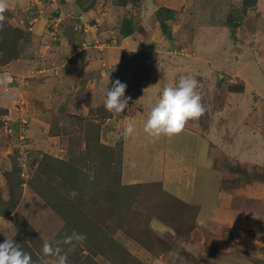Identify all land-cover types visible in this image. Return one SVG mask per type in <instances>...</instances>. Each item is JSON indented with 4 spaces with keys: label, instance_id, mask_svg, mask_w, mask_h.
Wrapping results in <instances>:
<instances>
[{
    "label": "rangeland",
    "instance_id": "obj_1",
    "mask_svg": "<svg viewBox=\"0 0 264 264\" xmlns=\"http://www.w3.org/2000/svg\"><path fill=\"white\" fill-rule=\"evenodd\" d=\"M11 1L8 0L9 6L21 4ZM27 1L26 6L16 7L17 16L10 20L11 23L10 13L5 16L10 24L26 32V38L18 43L17 59L30 63L25 69L22 67L20 77L12 75L13 86L0 84V94L7 97L5 104L15 119L7 123L13 128L8 134H3L5 128L0 126L4 141L0 144V159L6 155V164L0 163V186L4 185L5 172L14 163L20 164L28 179L43 158L50 155V158L69 160L71 157L79 162L77 165L72 163L80 167L78 177L82 184L78 185L79 190L84 189L93 201L89 202L80 194L70 198L69 190L72 191L68 186H59L55 191L51 181L49 184L53 189L47 183L39 185L52 205L65 215L63 217L26 184L24 178L21 192L34 197V202L32 198L29 200V210L28 202L25 208L14 210L20 218L19 223L14 222L15 217L3 215L9 222L4 237L16 241L24 238L36 251L39 238L40 242L55 243L76 231L87 237L74 249L85 264H90L84 260L86 256L94 264H115L89 250L96 248L93 245L96 239L103 238L101 231L123 245L142 264H264V0H255L246 7L243 0H180L172 17L163 23L159 22L156 12L158 4L164 0H82L86 6L92 3L87 11L82 10L79 0ZM172 2L176 3V0ZM55 11L57 14L53 13ZM210 13L216 15L214 25L204 24V17ZM127 18L131 30L124 36L122 29ZM32 24H35L34 36L30 31ZM163 24L168 27V34L162 31ZM102 52L107 54L104 59L99 58ZM15 60L9 61L7 66ZM103 67L107 71L102 74ZM96 72L103 77L97 81L98 86L91 79L87 88L74 98L78 103L75 110L78 115L74 116H83L87 124H99L100 141L116 149L111 155L110 168L106 165L104 169L102 165L103 171L99 162L85 156L84 127L79 134L78 131L74 133L71 118L61 119L67 128L64 137H50L49 129H38L48 120L38 118H42L44 112L52 116L54 113L51 114L49 108L58 109L53 107L56 97L52 96L51 101L44 97L46 77L61 84L57 85L55 94L62 91L65 95L69 91L64 87L71 89L80 82L83 84ZM181 75L194 76L199 81L197 91L206 111L199 119L189 120L180 134L154 139L143 131L154 93ZM108 76L109 88L111 81L116 79L127 85L128 107L119 114L110 113L103 107V90ZM5 86L11 88L5 91ZM13 101L15 106L10 108ZM63 102L69 106L72 98H65ZM22 118L30 119V130L33 131L27 132ZM128 121L135 122L136 130L131 136L117 140ZM3 123L0 120V124L5 125ZM18 134L24 138L12 143V137ZM27 140L30 149L25 145ZM196 142L197 156L193 157L190 150ZM211 149L214 153L208 170L199 169L200 183L193 184L194 187L190 184L193 195L189 186H185L190 181L189 172L193 168L208 167L206 162L210 158L204 153ZM90 150L89 157L97 153ZM178 166L181 172L177 170ZM47 168L43 165V173L38 176L41 183L47 182V175L51 173ZM94 169L98 175L93 173ZM202 170L207 176L201 177ZM106 172L110 177L103 176ZM117 172L119 175H115ZM169 180H172L170 186ZM119 184H138L135 193L138 200L133 203V208L140 210L130 216V226L133 218L146 210L162 218L169 227H145L143 221V226L138 222L131 228L126 220L125 231L110 232L114 215H109L112 211L105 204L104 196L100 198L101 192L97 191V201L92 199L91 192H96L101 185L110 192ZM192 195L189 203L177 199ZM110 196L106 195V198ZM2 197L7 198L5 191ZM165 198L170 206L160 208ZM152 199L160 203L154 211L145 205ZM44 203L51 209V215L44 213L45 219L40 215L31 220L27 213L32 215L36 207L40 211ZM71 212L86 214L98 232L88 234L82 228H72L70 222L76 221L77 215L72 213L68 217ZM123 212H127L125 207ZM41 219L43 223L39 224ZM41 225V228L46 226L44 231L47 237L50 235L48 239L37 233L36 229ZM30 229L37 233L35 241L26 236ZM92 229L90 226L89 230ZM40 250L37 253L43 262L53 264L54 258L45 257Z\"/></svg>",
    "mask_w": 264,
    "mask_h": 264
},
{
    "label": "trees",
    "instance_id": "obj_2",
    "mask_svg": "<svg viewBox=\"0 0 264 264\" xmlns=\"http://www.w3.org/2000/svg\"><path fill=\"white\" fill-rule=\"evenodd\" d=\"M125 1L126 2H132L134 0H125ZM243 2H244V7H246L247 5L254 4L255 0H243ZM78 3L80 5V7L82 8V10H84V11H87L90 8V5L92 4L91 3L89 6L88 5L86 6L83 4L82 0H79ZM173 12L174 11L171 8H168L165 6H160L156 12L158 19H160L159 22H161V23L165 22V20L172 17ZM53 13L56 14V12H53ZM4 15L6 16L7 13L5 12ZM124 25L125 26L122 29V35L128 36L130 34V30H131L129 18L125 19ZM167 28L168 27L166 26V24H163L162 31L164 32V34H168ZM26 35H27L26 32L22 28L17 27V26H13L7 20L5 21L3 29L0 30V66L6 65L9 61L15 60L18 58V48H17L18 43L20 42V40L26 38ZM93 109L95 110V108H93ZM69 117L71 118V121H73L72 127L74 126V133H77V131H78V134H79V132L82 131V127H84L83 133H85V143H86V147H87V149H86L87 152H86L85 156H87V159L90 161H93V162H96V161L99 162L101 164L100 169L102 171L106 168V165H108V168H110V165L112 163L111 161H113L112 160L113 156H111V155H114V152L116 151V149L114 147L107 146L106 144H103L100 141L99 124H97V125L91 124V123L87 124L86 121H84L83 116H81V115H79V116L67 115L66 120ZM50 121H52V119ZM53 121L57 122V117H53ZM76 121H78V122H76ZM82 122H84L85 124H83ZM77 128H78V130H77ZM66 131H67L66 126L58 125L56 128L50 127L49 132L52 135L56 133L55 135H58L59 137H64L66 135ZM91 147L93 148L92 150H90ZM89 150L92 152H95V150H96L97 153L96 154L93 153L89 157L88 156ZM49 156H47V158H43L42 161H40V163L38 164V166L36 168V172H34V175L28 179H27V177L24 176V173L22 172V169L19 166L20 164L16 165L14 163L13 167L7 173L5 172L6 189H2L0 187V215L1 216L8 215L11 217H15L14 222L19 223L18 220L20 218L18 219V215H17L18 213L17 212L14 213V210L18 207V205L20 204L21 199H22L21 189H22V182L24 181V178H25V181L27 179L26 184L31 186L44 199V201L46 200V203L50 204L52 206V208L57 210V213L59 215H62L63 217L65 215H63L61 213L59 208L52 205V203H51L50 199L48 198V196L46 195V193L44 191H42V189L40 188V186H42V184L47 183L48 184L47 186L50 189H53V187H54L55 191H57L59 186H60V188H63L64 186L65 187L68 186L71 188V191H73V190L76 191V193H77L76 196H78V194H80V197H84V199H86V200L88 198L89 202L93 201L90 199L89 194H86L84 192V189L80 188V190H79L78 185L79 184L81 185L82 181H81V178L78 177V171H80L79 170L80 167L76 166L79 163L78 159L72 158V160H71L70 159L71 157H70L69 160H60V159H56L53 156H52L53 158H50L51 156L50 157ZM72 163H75L76 165H74ZM43 165H46L48 167L47 171L51 172V173L49 175H47L48 176L47 182L41 183L38 176L40 173H43V170H42ZM102 165H103L104 169L102 168ZM105 171H107V170H105ZM99 172H101V171L99 170ZM93 173L95 175L96 174L98 175L97 169H94ZM105 174H107V175H105ZM115 175H119V172H117ZM103 176L105 178L110 177L107 172L104 173ZM75 180H76V184L74 183ZM49 182L51 184H53V187L49 184ZM96 182H98V181H96ZM113 183H114V180H113ZM94 185H95V182H94ZM137 188H138V184H129V185H125V184L120 185L119 184L118 188L116 189L117 192L114 189V187H113V191L110 189V192H108V190L103 185H101V188L99 187V188L95 189L96 192H91L92 199H94L96 201L99 199L98 198L99 192H101L100 198L104 196V201L106 200L105 204L108 206L109 211L110 210L112 211V214H109V215H114L112 226L109 227L110 232H114V231L116 232V230H119V229L124 230V226H126V224H125L126 220H127L126 223L128 224L130 216L136 214V210H140V209H134L133 208V203L136 204V202L138 200V197L137 198L135 197V193H137ZM3 191H5L7 193V198L2 197ZM97 191H99V192H97ZM128 193H130V196ZM147 193L152 195L151 192H146V194ZM56 194L59 195L58 193H56ZM69 194H70V190H69ZM106 195H111V196H110V198H106ZM133 197H134V199H133ZM174 197H176V196H174ZM161 199H163V198H161ZM177 199L180 200V198H178V197H177ZM60 200H62V197H60ZM81 201H82V199H81ZM163 201H165V203H161V207H160V203H158L157 200L155 202V199L148 201V203H146L145 205L150 206V210L153 208L152 211H154L157 207L163 208L165 206V208H167L168 206H170V204L168 203L169 201L167 202L166 198ZM124 207L127 211L126 213L123 212ZM131 209L133 211H131ZM72 213L76 214V212H71L67 216L71 217V215H73ZM76 215H77L76 221L73 219L72 222H70L72 228L74 227L75 230L78 228H82V229H84L83 231H85V232L87 231L88 234H91V233L95 234L96 232H98L96 230L94 222L92 220H90L86 214H85V216H83L84 214H82V212H80V214L77 213ZM152 215H153V213L148 212L146 210H144V212H140L139 216L137 215V217L133 218L135 220L132 221L131 226H134V224L138 223V222H140L141 225L143 226V224H142L143 221L145 222L144 223L145 227H150V226L153 227V225H156L157 227L164 228V227L168 226L165 224L166 222H164V220L162 218H160L158 216H154V215L152 216ZM129 224H128V226H130ZM90 226L93 227L92 230H89ZM145 227H143V228H145ZM131 228H133V227H131ZM101 234L103 235V238L100 236L98 241L96 239V241H95L96 243L93 244L96 248H93V247L89 248V250L93 251L94 254H100L105 259H107L108 261L115 263V264H142L137 259V257H135L123 245L116 242V240H112V238H109L106 232L101 231ZM128 234L130 235V233H128ZM36 235H37V233L34 230H31L30 233L26 234V236L28 238H30V241L31 240L35 241L34 236H36ZM97 236H98V234H97ZM60 237L61 236H59V238ZM23 239L17 240V241L15 240V241L19 244V246L24 251L31 253L32 258L35 261V264H45L37 253L38 250H40L42 248L43 242H40L41 239L39 238V240H38L39 243L36 247V251H35V249H33L31 247V245L29 246L26 243V241H24ZM60 239H62V238H60ZM67 249H68V247L65 250L67 251ZM73 251L74 250H72V252ZM80 257H82V256L81 255L76 256V251H74V253H72V254H69V252H68L69 264H85L84 262H82L83 260H80ZM85 259L90 264H94V262L92 261L91 258H89V256H86V258H84V260Z\"/></svg>",
    "mask_w": 264,
    "mask_h": 264
},
{
    "label": "clouds",
    "instance_id": "obj_3",
    "mask_svg": "<svg viewBox=\"0 0 264 264\" xmlns=\"http://www.w3.org/2000/svg\"><path fill=\"white\" fill-rule=\"evenodd\" d=\"M8 0H0V30L3 29L6 17L4 13L8 10ZM114 70V68H113ZM12 76L6 75L0 78V84L11 82ZM109 76L104 86L103 107L108 112L121 113L128 107L130 97L125 96L127 85L119 79L111 81V87H107ZM199 81L190 75H181L178 80L157 88L154 99L150 104L149 111L143 126V131L154 139L161 136L171 138L180 134L189 120L199 119L206 111L202 103V96L197 91ZM135 122L128 121L122 132L117 135L128 137L135 131ZM76 191L70 193V198H75ZM87 239L85 234L73 231L65 235L55 243L48 241L42 244V253L45 257H53V264H69L68 252L74 250L79 244ZM62 245H67L65 251ZM0 264H35L31 253L24 251L14 239L5 238L0 242ZM46 264V262H45Z\"/></svg>",
    "mask_w": 264,
    "mask_h": 264
},
{
    "label": "crops",
    "instance_id": "obj_4",
    "mask_svg": "<svg viewBox=\"0 0 264 264\" xmlns=\"http://www.w3.org/2000/svg\"><path fill=\"white\" fill-rule=\"evenodd\" d=\"M13 1H15L16 3H21L20 5H18V4H15L14 6H9V8H8V10L6 11L7 12V14H9L10 13V15L8 16V19H9V21L12 19V20H14V18L17 16V14L15 13V10L16 9H18V8H20L21 7V5H27V3H28V1L27 0H13ZM13 1H11V3L13 2ZM173 1H175V0H173ZM179 1L180 0H176V3H173L172 2V0H170V1H168L166 4L164 3L165 2V0H164V2L162 1L160 4H158V7H160V6H165V7H168V8H171V9H174V7L176 6V5H179ZM186 1V0H185ZM200 3H204V2H200ZM16 7H18V8H16ZM92 11V10H91ZM56 12V11H55ZM11 13L13 14V15H11ZM90 13V12H89ZM88 13V14H89ZM56 14H57V12H56ZM208 14V13H207ZM130 17V16H129ZM215 17H216V15L215 14H213L212 15V13H210L209 14V16H207V18H205L204 17V19H206V20H208V21H206V20H204L205 21V23L204 24H207V25H214V23H215ZM10 23H11V21H10ZM35 24H32L31 26H30V31L32 32V36H34L35 35V33H36V31L33 29V26H34ZM127 38V37H126ZM100 46H102V44H100ZM99 55H101V57H99V58H102V59H104V57H106L107 56V54H106V52H102V53H99ZM92 58V60H93V57H91ZM102 61V60H101ZM29 63L30 62H27V64L29 65ZM27 64H26V61H24V60H21V59H16L15 61H12V62H10V66L8 67L7 66V64L6 65H4V66H2L1 67V70H2V77H5L6 75H13V76H21L20 74H21V70H22V67H23V69H25V67L27 66ZM102 65H104L103 63H102ZM100 66H98L96 69H97V71H99L100 69ZM109 69V68H108ZM14 73H13V72ZM103 71H107V68H102V71H100V72H102V74H103ZM97 73V72H96ZM100 73H97L95 76H92V77H90V78H88L83 84H82V82H80V83H78V84H76V85H74V87H72L71 89L70 88H66V87H64L67 91H69L68 93H65V95H62V91H60V92H57V94H55L54 93V91H56L55 89H56V87H57V85L58 84H60L59 82H52V81H50L47 77L45 78V86H47V88H46V90L43 92V94L45 95L44 97L45 98H48V99H50V101H51V99H53L54 97H56V99H57V101L59 102V103H57V101H55V100H53L55 103H54V105H53V107H57L58 109L57 110H55V109H53V108H49L50 109V111L52 110V112H51V114H53L52 116L50 115V116H48L49 114L47 113V112H44L43 113V117L42 118H38V119H41V120H45L46 118H48V120L46 119V121L47 122H43V124H42V126H40V127H38V129H41V128H43L44 130L45 129H49V131H50V127H54V128H56L58 125H61V126H63L62 125V121L63 120H66V118H67V114H69V115H78V112H76L75 110L77 109V105H78V103L76 102V99H74L75 97H77V95L79 94V92L80 93H82L83 92V90H85L86 88H87V85L89 84V81H91V79H94V82H92L94 85H97L98 86V80H99V78H101V77H103L102 75L101 76H98ZM58 78V77H57ZM9 86H13V84H14V82H13V80H11V82H9ZM61 85V84H60ZM49 86V87H48ZM52 87V88H51ZM61 87V86H60ZM8 88H11V87H7V86H5V88H4V90L6 91V89H8ZM48 91V92H47ZM52 96H53V98H52ZM59 97V98H58ZM65 98H72V102H70L69 103V106H66V101H65V103L63 102L64 100H65ZM0 99H1V103L3 104V106H2V104H0L1 105V109L2 110H0V116H1V121L2 122H4L3 124H5V125H1L0 124V126H1V128L2 127H4L5 129H4V131H2V129H0V131H2V133L3 134H8L9 133V131H12L13 130V128L12 127H9L8 125H7V123H8V121H10V119H12L14 116H12V113H11V110H8V108L7 107H9L8 105H6L5 104V102H6V100H7V97L5 96V94H0ZM67 100V99H66ZM12 105L13 106H15V104H14V101L13 102H11V106H10V108H12ZM7 109V110H6ZM57 111V112H56ZM55 112L57 113V114H55ZM60 112V113H59ZM48 116V117H47ZM53 117H57V122L56 121H53ZM70 118V117H69ZM52 119V121H50ZM61 119H62V121H61ZM12 120H15V119H12ZM21 121L22 122H24V123H26V124H24V126H25V128L27 129V132L28 133H30V131H33V130H30V126H31V124L29 123L30 122V119L28 118V121H26L25 119H21ZM35 123V122H34ZM8 127V128H7ZM15 133V132H14ZM50 133V132H49ZM56 134V133H55ZM55 134H51V135H49L50 137H59L58 135H55ZM1 135V134H0ZM12 137V136H11ZM17 138V139H16ZM24 138V136L22 135V134H18V136H16V137H12V139H11V142L12 143H14V144H16V142L18 143V142H20V139H23ZM3 138L0 136V144H2L3 145V140H2ZM22 142H24V141H22ZM25 145H28L29 147H28V149H30V141H25ZM196 145H197V142L195 143V146H194V148H191V154L193 155V157H196L197 155H196ZM7 146H9V143L7 144ZM212 147V146H211ZM7 148H9V147H7ZM214 148V147H213ZM199 150V149H198ZM10 151H9V149H7V154L9 153ZM212 153H214V151H213V149H211V150H208V151H206L204 154L206 155V157H209L210 158V160L209 159H207V165H208V167H205V166H202L201 168L200 167H198V168H193L192 170H191V172H189V176H190V181H189V183H188V185H186L185 184V186H189L188 188L192 191L193 190V188H192V186L194 187V185L193 184H197V183H200V181H199V179H198V171H199V169L201 170V169H206V170H208V168H209V163L211 164V161L213 160V158H212ZM198 154V153H197ZM2 155V153H0V156ZM52 155V154H51ZM6 157V155L4 154L3 155V158H1L0 159V163H3V164H6V161L4 160V158ZM180 160V159H179ZM204 160V159H203ZM177 170L179 171V172H181V168L178 166L177 167ZM202 173H201V177H203V176H207V174L206 173H204L203 172V170L201 171ZM209 172L211 173V171L209 170ZM23 173H24V171H23ZM25 177H27V175H24ZM210 177L212 178V175L210 174ZM5 180V179H4ZM192 180H194V183H192ZM136 183V182H135ZM169 186L172 184V180H169V182L167 183ZM192 186H191V185ZM168 186V187H169ZM2 189H6V185H5V181H4V185L3 186H0ZM167 191V190H166ZM168 192V191H167ZM193 192V195H194V191H192ZM193 195L192 196H190V197H185V196H182L183 198H180L182 201H188L187 203H189V201L191 200V198L193 197ZM32 198V200H33V202H34V197H31ZM31 198H30V195H29V197L26 195L25 196V194L23 193L22 194V199H21V202H20V204L18 205V209L19 208H21L22 206H23V208H25V206L27 205L26 203L28 202V208H27V210H29V206H30V203H29V200H31ZM188 199V200H187ZM26 200H28V201H26ZM36 200H38V199H36ZM36 203H38V202H36ZM40 204H42V203H40ZM38 210V211H37ZM34 211L35 212H32V215L28 212L27 213V215L30 217V219L32 220L33 219V216L36 218V217H40V215L45 219V217H44V213H49L50 215H51V209H49L48 208V206H47V204L46 203H44V206H41L40 207V211H39V209H38V207H36L35 209H34ZM31 215V216H30ZM27 216V217H28ZM30 219H29V221H30ZM8 220H4V217L2 216H0V240H4L5 239V237H4V235H5V231H6V228H7V225H8ZM39 224H42L43 223V219H41L40 220V222H38ZM34 225H38V224H34ZM42 227V225L41 226H39V228H38V230L36 229V231H37V233L41 236V237H44L45 239L47 238H49L50 237V235L47 237L46 235V231H44V230H47L46 229V226H44L43 228H41ZM49 231V230H48ZM53 231H55V230H53Z\"/></svg>",
    "mask_w": 264,
    "mask_h": 264
}]
</instances>
